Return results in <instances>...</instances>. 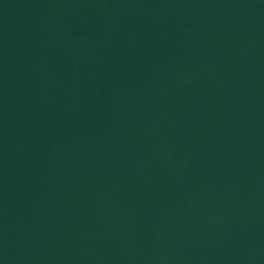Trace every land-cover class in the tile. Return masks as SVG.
<instances>
[{
    "label": "water",
    "instance_id": "obj_1",
    "mask_svg": "<svg viewBox=\"0 0 264 264\" xmlns=\"http://www.w3.org/2000/svg\"><path fill=\"white\" fill-rule=\"evenodd\" d=\"M0 264H264V0H0Z\"/></svg>",
    "mask_w": 264,
    "mask_h": 264
}]
</instances>
